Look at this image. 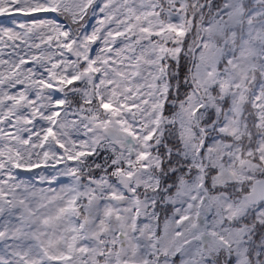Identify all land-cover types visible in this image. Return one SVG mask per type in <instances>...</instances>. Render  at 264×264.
<instances>
[{"label":"snow or ice","instance_id":"snow-or-ice-1","mask_svg":"<svg viewBox=\"0 0 264 264\" xmlns=\"http://www.w3.org/2000/svg\"><path fill=\"white\" fill-rule=\"evenodd\" d=\"M0 264H264V0H0Z\"/></svg>","mask_w":264,"mask_h":264}]
</instances>
